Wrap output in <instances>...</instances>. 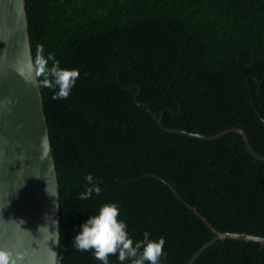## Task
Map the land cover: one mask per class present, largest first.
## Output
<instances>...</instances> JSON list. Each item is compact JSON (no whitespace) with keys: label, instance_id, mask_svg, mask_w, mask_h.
<instances>
[{"label":"trees","instance_id":"obj_1","mask_svg":"<svg viewBox=\"0 0 264 264\" xmlns=\"http://www.w3.org/2000/svg\"><path fill=\"white\" fill-rule=\"evenodd\" d=\"M25 7L34 62L42 45L80 73L67 99L40 87L59 187L58 264H101L71 242L105 203L117 204L134 243L145 232L164 238L160 264H187L215 237L191 207L220 232L264 237V161L242 136L167 132L145 106L169 128L206 136L241 128L264 156V0ZM89 174L101 192L81 200ZM192 264H264V245L217 240Z\"/></svg>","mask_w":264,"mask_h":264},{"label":"water","instance_id":"obj_2","mask_svg":"<svg viewBox=\"0 0 264 264\" xmlns=\"http://www.w3.org/2000/svg\"><path fill=\"white\" fill-rule=\"evenodd\" d=\"M33 67L25 0H0V247L11 251L17 264H58V178L42 93L36 86L39 80ZM145 106L167 132L204 140L236 132L242 136L250 154L264 161V156L255 151L241 128H229L214 136L169 128ZM45 134L46 150L41 143ZM191 209L211 228L215 237L187 264H192L217 240L242 239L264 245L262 236L220 232L196 208ZM41 226L44 227L38 231Z\"/></svg>","mask_w":264,"mask_h":264},{"label":"clouds","instance_id":"obj_3","mask_svg":"<svg viewBox=\"0 0 264 264\" xmlns=\"http://www.w3.org/2000/svg\"><path fill=\"white\" fill-rule=\"evenodd\" d=\"M33 71L35 77L39 78L36 86L53 90V99H67L80 75L77 69L61 68L54 53L45 57L42 45L37 47ZM41 143L46 150V134L42 136ZM86 180L90 187L79 195L81 200H88L93 193L99 195L101 192L98 182L91 174ZM119 217L120 209L117 204H103L98 214L91 216L81 225V230L73 237L72 247L80 252L92 251L101 264H109L110 256H118L121 264L125 261H130V264H160L164 255V238L151 240L150 234L145 232L143 240L134 243L129 237L126 222ZM42 227L44 226L39 227L38 231ZM0 264H17V258L11 251L0 247Z\"/></svg>","mask_w":264,"mask_h":264}]
</instances>
